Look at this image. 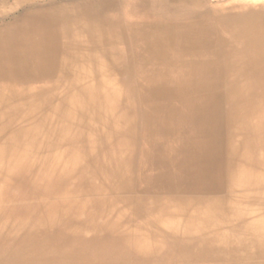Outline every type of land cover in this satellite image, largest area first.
<instances>
[{
	"label": "bare ground",
	"instance_id": "bare-ground-1",
	"mask_svg": "<svg viewBox=\"0 0 264 264\" xmlns=\"http://www.w3.org/2000/svg\"><path fill=\"white\" fill-rule=\"evenodd\" d=\"M0 264H264V0H0Z\"/></svg>",
	"mask_w": 264,
	"mask_h": 264
},
{
	"label": "rangeland",
	"instance_id": "rangeland-1",
	"mask_svg": "<svg viewBox=\"0 0 264 264\" xmlns=\"http://www.w3.org/2000/svg\"><path fill=\"white\" fill-rule=\"evenodd\" d=\"M157 4V3H156ZM122 10L125 12L126 10H124V7H122ZM154 10L155 11H157V9L154 7ZM199 9L198 8H195V11H198ZM205 10H206V8H203L201 11L202 12H205ZM125 15H126V18H136V17H134V15H133V13H125ZM132 16V17H131ZM182 18H190L189 16H185V17H182Z\"/></svg>",
	"mask_w": 264,
	"mask_h": 264
}]
</instances>
